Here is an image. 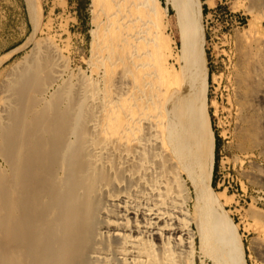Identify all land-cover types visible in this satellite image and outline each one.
I'll list each match as a JSON object with an SVG mask.
<instances>
[{"label":"bare ground","instance_id":"6f19581e","mask_svg":"<svg viewBox=\"0 0 264 264\" xmlns=\"http://www.w3.org/2000/svg\"><path fill=\"white\" fill-rule=\"evenodd\" d=\"M102 1L106 8L119 6V11L127 4L91 0L98 27ZM166 1L177 15L179 60L186 63L182 83L190 103L182 110L180 94L173 97L180 85L150 67L151 73L145 71L141 79L124 82L123 96L131 92L140 97L137 101L135 95L136 102L125 109L129 115L118 114L124 123L118 132L120 118L114 115L112 99V112L106 107L109 112L104 114L95 88L61 87L66 69L54 48L10 73L0 87V264H196L194 224L204 235L211 234L213 225L220 228L208 214L216 141L208 109L200 9L197 0ZM144 2L150 7L139 25L149 21L160 31L167 6L160 0ZM113 12L109 18L116 16ZM97 30L93 52L100 39L101 29ZM161 61L156 68L163 66ZM262 65L250 62L238 80L239 104L251 109L254 125L264 116ZM92 105H97L96 113ZM138 105L146 112L139 113ZM192 138L193 156L185 160L182 151ZM220 238L222 264H245L235 244Z\"/></svg>","mask_w":264,"mask_h":264},{"label":"rangeland","instance_id":"374dc122","mask_svg":"<svg viewBox=\"0 0 264 264\" xmlns=\"http://www.w3.org/2000/svg\"><path fill=\"white\" fill-rule=\"evenodd\" d=\"M21 1H23V7L20 5ZM130 1L126 0L124 12L118 10L119 6L114 7L115 9L110 6L106 8V3L102 1L104 5L103 7L101 5L102 9H99L98 14L101 16L99 19L102 20L100 21L102 25L98 27L93 22L91 0H0V11H3V6L9 5L12 12L15 10L16 14L15 17L6 18L2 12L5 17L1 20L2 26L10 32L11 29H15L11 32L14 34L13 38L6 40L4 45L22 36L24 41L20 47L23 51L11 61L4 63L13 52L0 57V87L4 81L12 77L10 73L20 70V66L27 65L35 55L45 54L46 51L54 48L61 54L59 62L63 64L62 68L66 69L65 76L60 81L61 87L65 85L63 89H67L66 87L71 86L70 84H74L73 87L77 85L75 88H78V85L95 88L100 105L104 104V114L109 112L108 109L111 112L113 110L117 118L120 115L122 118L125 112L126 115L128 114L127 108L130 110L136 102L133 97L136 95L138 101L140 96L137 93L130 95V92L129 95L126 94L127 97L125 95L124 97V82L141 79L146 76V73L149 74L150 67L152 71L155 70L154 72L160 69L162 73L169 75L172 83L180 85V91L174 93L173 97L180 94L179 97L177 96L179 109L182 110L185 105L187 107L190 100L185 93V85L182 83L184 81L182 70L186 63L179 60L181 45L177 32L178 25L175 27V23L177 24L175 10L167 4L166 0H160L161 5L167 6L169 10L160 32L149 21V24L147 22L144 26L139 25L141 22L139 18L144 15L145 9L150 7V3L147 5L145 0H141L143 3L139 5L134 0ZM202 2L203 0H197L200 9L202 45L208 70V109L215 141L216 137L218 138L214 148L215 169L208 214L220 228L218 229L217 226L215 228L213 225L211 234L204 235L199 226L194 224L197 245L196 264H222L220 235L225 242L232 241L235 244L245 264H264V116H261L260 123L252 124L251 109L243 108L239 104L241 100L237 98L239 77L250 62L251 64H263L262 67H264V62H262L264 57V0H224L227 3L219 7V10L232 11V19L228 18L229 25L225 24V20L213 21L212 16L204 15ZM13 4L14 7H12ZM20 11L21 17L18 18ZM112 11L116 16L112 15L113 17L109 18L108 15ZM120 12L125 13L126 18ZM132 18L137 19L136 22ZM130 20L133 23H130L132 22ZM120 26L118 30L117 27ZM28 28H30L29 31ZM105 28L107 32L104 33ZM94 29L102 30H99L98 44L100 45L97 44L95 52L92 48ZM106 33L112 37L110 40L108 36L105 37ZM154 34L157 41L153 38ZM141 55L144 59L140 61L138 57ZM133 59L135 62L132 61ZM251 59L254 61H250ZM158 60L168 70H164L163 66L156 68L158 64L160 65ZM139 62L141 64L144 62L141 66L142 68L145 66V69L139 68ZM161 72L158 71L160 74ZM112 83H117L116 86L113 85L114 89ZM108 96H110L109 99ZM126 98L128 103H126ZM111 99L113 103H110ZM108 103L112 104V110ZM116 103H119L117 106H121L117 107ZM96 106L91 107L94 113L97 112ZM138 111L139 113L142 111V114L146 112L145 106H139ZM259 111L262 113L263 107L261 110L260 106ZM248 114L250 115L247 118L249 122H246ZM121 118L117 123L120 125L116 129L118 132L124 126ZM193 144L194 138L191 139L188 148L183 149L182 155L185 160L193 156ZM192 172L193 167L190 165L188 174L190 180H192ZM191 186L193 188L192 182ZM191 197V205H193L192 190Z\"/></svg>","mask_w":264,"mask_h":264},{"label":"crops","instance_id":"0c3cea01","mask_svg":"<svg viewBox=\"0 0 264 264\" xmlns=\"http://www.w3.org/2000/svg\"><path fill=\"white\" fill-rule=\"evenodd\" d=\"M20 3H21L20 5L23 7V5H24L23 1H21ZM217 5H218V0H203L202 6H203L204 15L206 14V16H208V17L212 16L213 11H214V7L217 6ZM12 7H14V4L12 5ZM3 8H4L3 11H0V15H1V19H0V57H2L4 55H9V54H11L13 52L9 56V58L4 62L6 64L9 61H11L13 58H15L19 53H21L23 51V49L20 48V47L24 44V41H23V38H22L23 36H22L20 39L4 45V42L6 40H8L9 38H13L14 34L11 33V32L12 31L14 32L15 29L14 28L11 29L12 31L10 32L9 29H5L2 26L3 23H2L1 20L3 18H5L4 15L2 14V12L6 15V18H9V17H12V16L15 17L16 14H15V10H14V12H12V10H11L9 5L3 6ZM20 10H21V8H20ZM19 17H21V11L18 14V18ZM12 22H14V21H12ZM29 30H30V28H28V31Z\"/></svg>","mask_w":264,"mask_h":264},{"label":"built area","instance_id":"2783aa9c","mask_svg":"<svg viewBox=\"0 0 264 264\" xmlns=\"http://www.w3.org/2000/svg\"><path fill=\"white\" fill-rule=\"evenodd\" d=\"M219 3L221 5H224V3H227V2H224V0H219ZM212 17H213V21L216 20V21H223L225 20V24L229 25V20L228 18H231L232 19V11L231 10H224L223 12L219 10V7H215L214 8V11H213V14H212ZM241 24V22H240Z\"/></svg>","mask_w":264,"mask_h":264},{"label":"trees","instance_id":"16d2710c","mask_svg":"<svg viewBox=\"0 0 264 264\" xmlns=\"http://www.w3.org/2000/svg\"><path fill=\"white\" fill-rule=\"evenodd\" d=\"M175 27H177V24L175 23ZM177 32H178V36H179V31L177 29ZM179 38V37H178ZM218 138L216 137V142H217Z\"/></svg>","mask_w":264,"mask_h":264}]
</instances>
